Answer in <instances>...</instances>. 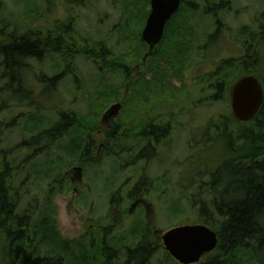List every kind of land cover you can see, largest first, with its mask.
<instances>
[{"label": "rangeland", "instance_id": "obj_1", "mask_svg": "<svg viewBox=\"0 0 264 264\" xmlns=\"http://www.w3.org/2000/svg\"><path fill=\"white\" fill-rule=\"evenodd\" d=\"M144 1L0 0V42L28 32L55 33L76 46L26 63L17 92L30 91L31 98L14 96L0 67V167L11 165L8 184L18 212L27 211L30 221L52 218L62 239L89 240L98 248L106 238L124 249L149 230L160 246L149 264H179L165 251L159 232L202 224L189 198L208 182L220 146L229 143L214 125L232 116L225 82L238 69L221 72L218 93L210 73L243 55L247 37L241 30L258 31L264 0H191L195 10L183 7L171 20V32L180 38L164 36L142 62L136 32L150 11V1L147 6ZM223 1L229 6L220 12L216 7ZM55 77L51 90L48 81ZM62 113L81 128L23 144L54 127ZM238 126L234 122L228 132L254 130ZM160 127L167 128L165 138L145 137L149 128ZM232 143L242 142L233 137ZM147 148L152 157L131 164ZM75 168H81L79 180ZM136 200L141 202L130 211Z\"/></svg>", "mask_w": 264, "mask_h": 264}, {"label": "trees", "instance_id": "obj_2", "mask_svg": "<svg viewBox=\"0 0 264 264\" xmlns=\"http://www.w3.org/2000/svg\"><path fill=\"white\" fill-rule=\"evenodd\" d=\"M63 1L77 4L83 2V0ZM149 1L145 0L144 5L147 6ZM224 2L227 1L220 2L216 7L220 12L229 6V3ZM209 3L207 2L206 8ZM183 7L189 11L195 10L191 0H182L177 12ZM148 13L149 11L144 12L142 19H146ZM176 14L166 23L163 38L164 36L180 38L174 31L171 32V20ZM262 19L263 22L259 25L258 31H250L248 27L241 30L242 36L247 37L243 43V55L235 61H222L215 71L210 73L213 80L219 77L223 70L226 71L230 67L238 69L236 72L238 75H233L231 81L225 82V91L228 94H230L233 83L246 75L257 77L264 87L263 16ZM140 24L142 26L141 22ZM138 32H136V43L140 51H144V54L142 53L144 56L148 47L141 40L140 29ZM9 37L8 40L2 39L0 42V67H3V73L8 75L10 84L7 88L13 92L14 96L19 95L17 97L21 100L31 94L30 91H26L27 94L23 95L17 92V89L20 90L23 86L20 75L28 61L40 62L48 52L63 55L61 53L64 51L69 53L72 47H76L55 33L47 35L28 32ZM160 43L153 48L149 56L154 54ZM90 54L92 53H88ZM89 57L95 58V55ZM99 59L102 60V55ZM116 65L123 67L121 64ZM116 65L112 64L113 67ZM216 80L217 82L215 81L211 87L216 88L218 93L222 89L220 84L222 79L217 78ZM57 82V77L49 80L48 88L52 90ZM13 83L17 85L11 88ZM217 97L216 94L213 100ZM230 116L220 119L219 124L214 125L219 131L218 135L224 134L229 142L227 146H220V156L224 154V157L222 159L219 156L220 160L217 158L218 161L217 159L212 161H216L213 166L214 171L207 173L209 176L207 183L195 180L200 184L197 191L195 189L193 196L189 198L191 205H197L198 218L201 219V223L215 231L218 237L217 247L202 257V264H232L233 259L237 264H264V238L262 236L264 229V102L256 117L245 125ZM74 122L73 116L62 113L54 127L33 137L29 143L23 144L38 145L40 139L42 141L43 139L61 138L72 127L77 126V130L81 128L78 125L81 123L77 124L76 121L74 124ZM234 122L239 123L238 128L253 127L254 130L247 129L239 133V130L234 128L233 133H229L228 130L231 129L228 128L232 127ZM166 129V127H160L156 131H150L149 128L147 130L149 133L147 132L145 137L151 138L148 136H152L156 141L159 136L165 138ZM142 134L138 136L141 137ZM233 137L242 142L238 147L232 143ZM146 150L148 153L142 150L134 155L130 160L131 164L146 161L152 157V152L148 148ZM87 160L90 159L87 157ZM8 164H1L0 167V237L3 242L0 245L1 264H149L160 249L155 239L151 238L149 230L145 231L139 239L132 238L133 242L134 240L139 241L134 247H124V249L117 248L111 241L107 242L106 235L105 239L100 241L98 248H94L89 240L67 241L62 239L52 218L38 217L35 221H30L27 211L18 212L17 198L15 195L11 196L12 190L8 184L12 178L11 165ZM18 170L19 167H16L15 171ZM140 185L142 184L139 183L130 192V196L138 193ZM103 230L105 232L108 229ZM89 248L96 251L89 252Z\"/></svg>", "mask_w": 264, "mask_h": 264}, {"label": "water", "instance_id": "obj_3", "mask_svg": "<svg viewBox=\"0 0 264 264\" xmlns=\"http://www.w3.org/2000/svg\"><path fill=\"white\" fill-rule=\"evenodd\" d=\"M181 1L150 0V11L141 31V40L148 47L145 59L161 42L166 23L179 10ZM229 98L234 119L247 123L256 117L263 105L264 87L257 77L246 75L233 83ZM74 171L79 179L81 168H75ZM140 202L135 201L130 211ZM159 233L165 251L179 264H197L204 255L214 251L218 244L216 232L205 224L182 225ZM262 236L264 238V229Z\"/></svg>", "mask_w": 264, "mask_h": 264}, {"label": "flooded vegetation", "instance_id": "obj_4", "mask_svg": "<svg viewBox=\"0 0 264 264\" xmlns=\"http://www.w3.org/2000/svg\"><path fill=\"white\" fill-rule=\"evenodd\" d=\"M223 10H225V9H223ZM145 55H146V54H145ZM145 55L142 57V62H143V61H145V60H144V59H145ZM154 139H155V138H154ZM155 140H156V139H155ZM79 177H81V176H79ZM76 178H77V180H79V179H80V178L78 179V177H77V176H76ZM136 201H137V200H136Z\"/></svg>", "mask_w": 264, "mask_h": 264}]
</instances>
